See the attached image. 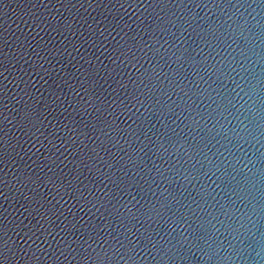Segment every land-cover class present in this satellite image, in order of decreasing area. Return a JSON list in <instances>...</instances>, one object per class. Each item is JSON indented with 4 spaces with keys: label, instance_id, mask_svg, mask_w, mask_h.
Instances as JSON below:
<instances>
[{
    "label": "water",
    "instance_id": "water-1",
    "mask_svg": "<svg viewBox=\"0 0 264 264\" xmlns=\"http://www.w3.org/2000/svg\"><path fill=\"white\" fill-rule=\"evenodd\" d=\"M0 264H264V0H0Z\"/></svg>",
    "mask_w": 264,
    "mask_h": 264
}]
</instances>
